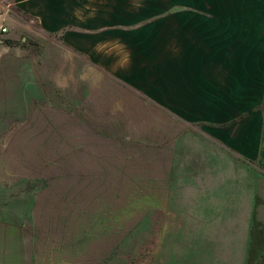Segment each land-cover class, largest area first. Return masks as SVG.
Listing matches in <instances>:
<instances>
[{
	"label": "rangeland",
	"instance_id": "374dc122",
	"mask_svg": "<svg viewBox=\"0 0 264 264\" xmlns=\"http://www.w3.org/2000/svg\"><path fill=\"white\" fill-rule=\"evenodd\" d=\"M175 1L154 0L153 12ZM34 36L40 102L0 105V226L26 264H102L106 241L140 222L112 264H264L257 162Z\"/></svg>",
	"mask_w": 264,
	"mask_h": 264
},
{
	"label": "crops",
	"instance_id": "0c3cea01",
	"mask_svg": "<svg viewBox=\"0 0 264 264\" xmlns=\"http://www.w3.org/2000/svg\"><path fill=\"white\" fill-rule=\"evenodd\" d=\"M153 1L0 0L8 27L0 38L14 41L0 44L3 112L40 102L28 73L40 62L34 35L47 36L84 62L81 73L91 59L150 103L196 121L225 151L257 162L264 177V0H177L160 15ZM9 228L0 226V264H26Z\"/></svg>",
	"mask_w": 264,
	"mask_h": 264
},
{
	"label": "trees",
	"instance_id": "16d2710c",
	"mask_svg": "<svg viewBox=\"0 0 264 264\" xmlns=\"http://www.w3.org/2000/svg\"><path fill=\"white\" fill-rule=\"evenodd\" d=\"M5 44L7 45H13L14 41L12 39H5ZM25 46V44H22ZM112 214V213H110ZM90 220L93 222V219L90 218ZM147 220V219H146ZM142 221H145L143 218ZM103 222V221H102ZM104 223V222H103ZM106 228L112 227L111 219L105 222ZM143 222L139 223L138 225H135L133 229L126 231H123L122 233H117L119 238L110 240V243L107 244L109 240L106 241V244L103 246L102 253V260H100V263L102 264H112V259H114L119 252L121 251H128V249H131V247L134 245V243L138 240L139 235L141 234V229L143 228ZM110 239H112V236H109ZM100 252V253H101Z\"/></svg>",
	"mask_w": 264,
	"mask_h": 264
},
{
	"label": "built area",
	"instance_id": "2783aa9c",
	"mask_svg": "<svg viewBox=\"0 0 264 264\" xmlns=\"http://www.w3.org/2000/svg\"><path fill=\"white\" fill-rule=\"evenodd\" d=\"M7 32H8V27L3 24H0V34H5Z\"/></svg>",
	"mask_w": 264,
	"mask_h": 264
},
{
	"label": "water",
	"instance_id": "95a60500",
	"mask_svg": "<svg viewBox=\"0 0 264 264\" xmlns=\"http://www.w3.org/2000/svg\"><path fill=\"white\" fill-rule=\"evenodd\" d=\"M5 42V39L0 38V44H3Z\"/></svg>",
	"mask_w": 264,
	"mask_h": 264
}]
</instances>
